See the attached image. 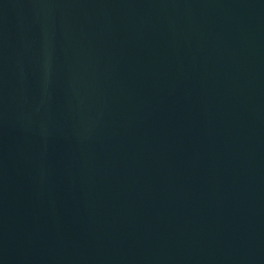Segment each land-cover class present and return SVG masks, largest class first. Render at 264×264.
<instances>
[{
  "label": "water",
  "instance_id": "water-1",
  "mask_svg": "<svg viewBox=\"0 0 264 264\" xmlns=\"http://www.w3.org/2000/svg\"><path fill=\"white\" fill-rule=\"evenodd\" d=\"M0 264H264V0H0Z\"/></svg>",
  "mask_w": 264,
  "mask_h": 264
}]
</instances>
